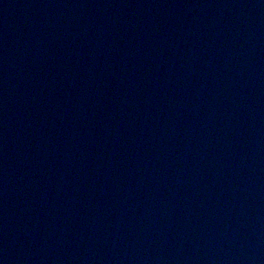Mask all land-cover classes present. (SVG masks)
Listing matches in <instances>:
<instances>
[{
	"label": "water",
	"instance_id": "1",
	"mask_svg": "<svg viewBox=\"0 0 264 264\" xmlns=\"http://www.w3.org/2000/svg\"><path fill=\"white\" fill-rule=\"evenodd\" d=\"M0 264H264V0H0Z\"/></svg>",
	"mask_w": 264,
	"mask_h": 264
}]
</instances>
